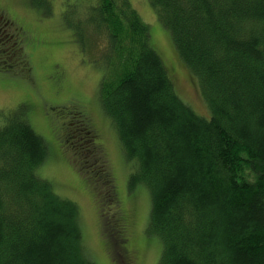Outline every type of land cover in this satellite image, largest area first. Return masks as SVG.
I'll list each match as a JSON object with an SVG mask.
<instances>
[{
    "label": "trees",
    "instance_id": "16d2710c",
    "mask_svg": "<svg viewBox=\"0 0 264 264\" xmlns=\"http://www.w3.org/2000/svg\"><path fill=\"white\" fill-rule=\"evenodd\" d=\"M149 1L171 36L168 65L129 0H96L83 22L92 25L88 44L107 38L99 99L133 162L129 188L150 192L148 232L163 243L158 264H264V0ZM0 7L10 28L0 71L9 81L31 80L23 46L44 42ZM182 68L209 116L179 94ZM40 101L59 119L47 116L51 139L96 206L107 264H140L135 214L123 205L88 103ZM2 114L0 264H98L75 202L38 173L49 153L44 136L27 117L4 121Z\"/></svg>",
    "mask_w": 264,
    "mask_h": 264
},
{
    "label": "rangeland",
    "instance_id": "374dc122",
    "mask_svg": "<svg viewBox=\"0 0 264 264\" xmlns=\"http://www.w3.org/2000/svg\"><path fill=\"white\" fill-rule=\"evenodd\" d=\"M129 1L147 25L153 46L168 65V56H173L174 48L169 32L161 24L157 9L149 0ZM95 2L96 0H0L2 8L10 11L16 21L32 33L33 37L44 42L35 48L23 46V50L30 54L27 62H30L28 65L31 68V80L14 77L9 81L2 73L3 70L0 71L1 118L7 121L16 116L27 117L35 131L44 136L49 153L38 173L52 183L57 194L75 202L86 249L96 263L107 264L99 237L101 227L96 206L51 139L52 125L49 119H56L57 122L59 119L48 113L46 115L40 101H67L76 97L86 100V109L101 132L104 148L113 163L123 205L126 210L135 214L133 239L134 245L141 247L138 248L139 262L158 264L163 243L160 236L148 232L150 192L141 184H137L134 189L129 188L128 178L133 162L123 154L117 131L99 99L105 73L100 54L106 50L107 38L101 34L88 44L87 38L91 40L88 33L92 25L83 22L85 13L88 12L89 16L92 14L89 8L95 6ZM3 18L0 15V51H6L2 39L10 34L9 24ZM4 33L7 36L3 37ZM8 54L13 57V51ZM182 73L187 75L176 81L179 94L197 113L209 116L208 106L196 81L187 69L182 68ZM25 101H31L35 110L26 107Z\"/></svg>",
    "mask_w": 264,
    "mask_h": 264
},
{
    "label": "flooded vegetation",
    "instance_id": "af4514ba",
    "mask_svg": "<svg viewBox=\"0 0 264 264\" xmlns=\"http://www.w3.org/2000/svg\"><path fill=\"white\" fill-rule=\"evenodd\" d=\"M1 9V7H0ZM8 17V15L6 16V18ZM44 109V103L42 102V110Z\"/></svg>",
    "mask_w": 264,
    "mask_h": 264
}]
</instances>
